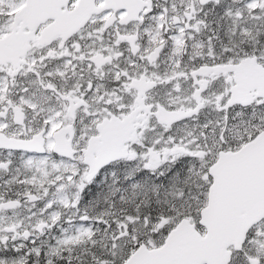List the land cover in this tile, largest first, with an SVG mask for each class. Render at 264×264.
Wrapping results in <instances>:
<instances>
[{
  "label": "snow or ice",
  "instance_id": "obj_1",
  "mask_svg": "<svg viewBox=\"0 0 264 264\" xmlns=\"http://www.w3.org/2000/svg\"><path fill=\"white\" fill-rule=\"evenodd\" d=\"M0 264H264V0H0Z\"/></svg>",
  "mask_w": 264,
  "mask_h": 264
}]
</instances>
